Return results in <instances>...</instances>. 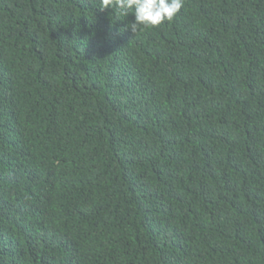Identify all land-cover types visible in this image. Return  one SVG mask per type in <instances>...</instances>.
Instances as JSON below:
<instances>
[{
	"label": "trees",
	"instance_id": "16d2710c",
	"mask_svg": "<svg viewBox=\"0 0 264 264\" xmlns=\"http://www.w3.org/2000/svg\"><path fill=\"white\" fill-rule=\"evenodd\" d=\"M133 21L0 0V264H264V0Z\"/></svg>",
	"mask_w": 264,
	"mask_h": 264
},
{
	"label": "clouds",
	"instance_id": "9594fccd",
	"mask_svg": "<svg viewBox=\"0 0 264 264\" xmlns=\"http://www.w3.org/2000/svg\"><path fill=\"white\" fill-rule=\"evenodd\" d=\"M185 0H100V10L115 9L120 16L134 13V21L127 25L136 34L144 28L172 21L184 6Z\"/></svg>",
	"mask_w": 264,
	"mask_h": 264
}]
</instances>
